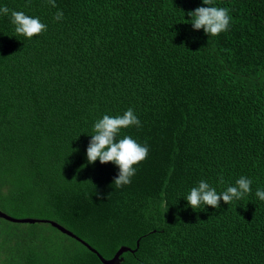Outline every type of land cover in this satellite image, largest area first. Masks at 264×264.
Wrapping results in <instances>:
<instances>
[{"label": "trees", "instance_id": "trees-1", "mask_svg": "<svg viewBox=\"0 0 264 264\" xmlns=\"http://www.w3.org/2000/svg\"><path fill=\"white\" fill-rule=\"evenodd\" d=\"M56 5L0 0L48 26L29 39L0 15V208L92 248L51 223L0 218V264H102L121 246L132 250L119 264H264V0H213L232 18L215 37L190 23L203 0ZM128 108L142 126L118 138L149 155L116 188L118 166L86 150L94 123ZM241 176L252 192L229 205L185 198Z\"/></svg>", "mask_w": 264, "mask_h": 264}, {"label": "clouds", "instance_id": "clouds-1", "mask_svg": "<svg viewBox=\"0 0 264 264\" xmlns=\"http://www.w3.org/2000/svg\"><path fill=\"white\" fill-rule=\"evenodd\" d=\"M47 2L50 6L57 7L56 0H47ZM203 4L208 6L197 7L195 10L188 12L193 29H203L205 34L213 37L228 31L232 19L229 15V9L212 6L213 0H203ZM9 14L17 35H23L31 39L47 31L48 26L42 23L39 17L26 15L24 11L10 10L7 6L0 8V15ZM63 18V11L58 9L53 17L54 21H61ZM132 126L137 128L142 126L141 121L132 108H128L122 115H103L101 119L94 123V134H91V140L86 150L88 163H94L99 160L101 164L112 162L118 166L119 172L113 181L116 188L129 185L132 182V177L136 174V166L145 161L149 155L147 143L142 145L127 135L123 136V138H118L123 129ZM219 183H224L223 177H220ZM251 185L252 180L250 178L241 176L236 180L235 186H228L225 191L218 193L216 188L205 180H201L198 186L193 187L185 198L194 210L201 208V206L203 208L205 206L219 208L221 199L229 205L251 193ZM97 195L99 196L100 194L97 193ZM255 195L264 201V190L257 189ZM0 211L6 213L3 210ZM6 214L10 215L9 213ZM10 216L17 217L14 215ZM25 217L27 216L20 218Z\"/></svg>", "mask_w": 264, "mask_h": 264}, {"label": "water", "instance_id": "water-1", "mask_svg": "<svg viewBox=\"0 0 264 264\" xmlns=\"http://www.w3.org/2000/svg\"><path fill=\"white\" fill-rule=\"evenodd\" d=\"M0 217H4L6 219H9L11 221H15V222H23V223H26V222H29V223H35V222H46V223H51L53 226L57 227L58 229H60L62 232L64 233H67L75 238H77L79 241H81L82 243H84L85 245H87L88 247L92 248L86 241H84L83 239H81L80 237H78L75 233H73L72 231H70L69 229H67L66 227H64L63 225L59 224L58 222L56 221H53V220H48V219H40V218H34V217H25V218H20V217H13V216H10L2 211H0ZM139 245V243H138ZM128 250H132L131 247H128V246H121L118 251L116 252L115 256L112 258V259H105V258H102L100 256V254L98 253V258L100 259L101 263L102 264H119V259L121 258L122 254L125 252V251H128ZM97 253V252H95ZM122 261V259H121Z\"/></svg>", "mask_w": 264, "mask_h": 264}, {"label": "rangeland", "instance_id": "rangeland-1", "mask_svg": "<svg viewBox=\"0 0 264 264\" xmlns=\"http://www.w3.org/2000/svg\"><path fill=\"white\" fill-rule=\"evenodd\" d=\"M0 210H2V209L0 208Z\"/></svg>", "mask_w": 264, "mask_h": 264}]
</instances>
